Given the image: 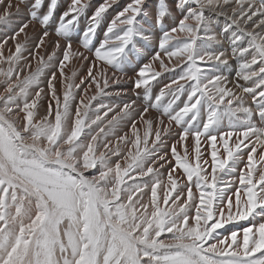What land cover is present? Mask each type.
Wrapping results in <instances>:
<instances>
[{"label": "snow or ice", "instance_id": "obj_1", "mask_svg": "<svg viewBox=\"0 0 264 264\" xmlns=\"http://www.w3.org/2000/svg\"><path fill=\"white\" fill-rule=\"evenodd\" d=\"M90 2L0 0V264H264V0Z\"/></svg>", "mask_w": 264, "mask_h": 264}, {"label": "bare ground", "instance_id": "obj_2", "mask_svg": "<svg viewBox=\"0 0 264 264\" xmlns=\"http://www.w3.org/2000/svg\"><path fill=\"white\" fill-rule=\"evenodd\" d=\"M15 2V0H14ZM49 0H45V6L41 9V11L43 13L47 12V4H48ZM71 2V0H57V7L54 11V15L52 17V19L49 21V25L47 26V30L49 31L50 35L47 38V43L45 46H43L40 51H39V55H45V48H47V52H51V47L54 41H56L58 39V37L55 35V29L59 26V17L60 15L67 10V7L69 5V3ZM103 0H91L90 2V6L87 9V12L84 16H81L79 18V21L76 24V27L74 28V30L70 33L71 39L73 41V48L76 49L79 47L80 41L83 39L82 33L84 31V29L87 26V17L89 15H91V13L95 10V8L102 3ZM129 2V0H120V3L116 6H114L112 9L109 10V12L107 13V16L109 17V19H111V17H113L116 12H118L125 4H127ZM155 5V0H148V7L149 10H152L154 8ZM177 15H179V13H177ZM29 18L28 16V9L25 8L24 12L22 13V15L20 17H18L17 19H23V20H27ZM167 20V26L168 27H172L175 26L176 23H178V20L176 19V17H169L166 18ZM225 20L223 17H219L216 18L213 22V26L216 29H222L225 26ZM26 31L29 32V34L36 38L39 37V35L42 34L43 28L42 26H40L39 24H34V25H30L29 29H27ZM103 31H104V26L102 25L98 30H97V37L99 39L103 38ZM3 33L0 32V35H2ZM160 35H162L160 33V30L157 28L155 31V35L154 38L158 39L160 37ZM18 39H22V37H19ZM35 43V40H33V44ZM93 43L95 44L96 41L94 40ZM61 44L63 45V41H61ZM83 50V49H80ZM156 50V46L153 45L152 47L146 49V55L140 59H138L134 64L130 65L127 69V75L128 76H134V72L135 70H137L138 66L146 63L148 61V59L151 58V53L154 52ZM60 55V53H58V56ZM39 58V56H37V59ZM233 64H235V61H231ZM36 66V60L32 61V67L34 68ZM73 70L78 71V74H83L86 73V67L84 68H80L78 67V61H76L75 59L71 60V62H69L67 64V67L65 68V72L67 75H71V72ZM179 72V70H177L176 73H164L162 74L161 77L158 78L159 82H153V95H156L159 93L160 88H162L164 86L165 83L169 82L172 77L174 75H177ZM229 75L230 79L233 81V83L236 82V78L234 76V72H230V73H226ZM240 83H244L243 81H239ZM59 87V85H57ZM232 86V85H229ZM114 88H130V82L129 83H122L121 85H114ZM183 99V98H182ZM247 106L252 107L255 109V105L252 103L251 99L248 100L247 102ZM41 114H43V109L40 110ZM152 116H155L156 113L152 112L151 113ZM254 119L258 120L259 117L254 116ZM222 141H218L217 147L218 149H220V151L222 152ZM201 149L202 152L205 153V156L207 158L210 159V152H211V147L209 144H205L202 140L201 143ZM245 151H247V149H245ZM259 151V149H258ZM238 185V181L236 182ZM261 217H255V219H253L252 217H249L247 220H235L232 221L229 224L225 225V228L223 229H219L218 232L221 233L224 237H228L230 236L232 231H236L239 232L241 234H243V230L246 227H251L254 224H257L258 222L261 221ZM259 255V254H258Z\"/></svg>", "mask_w": 264, "mask_h": 264}]
</instances>
